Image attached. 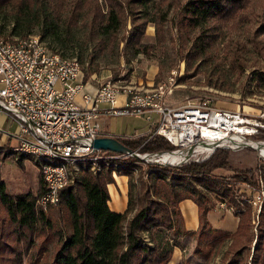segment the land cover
Masks as SVG:
<instances>
[{
  "label": "trees",
  "instance_id": "16d2710c",
  "mask_svg": "<svg viewBox=\"0 0 264 264\" xmlns=\"http://www.w3.org/2000/svg\"><path fill=\"white\" fill-rule=\"evenodd\" d=\"M14 1L36 14L42 11L49 23L59 21L68 28L83 24L87 27V37L103 47L108 46L109 41H118L124 43L122 50L133 47L137 53H147L152 47L142 43L148 22L154 23L156 37L161 41L164 22L170 11H175L176 27L184 43L198 31L191 38L193 42L188 50L191 61L204 57L207 48L219 41L225 27L233 29L241 18L248 17L251 6L258 8L264 17V0H187L184 3L167 0L166 7L153 5L155 0H0V11ZM128 22L130 28H127ZM122 29L124 33L119 38ZM263 35L264 19L247 43L251 44L249 51L256 52L264 62V40L256 38ZM241 47L234 46L232 56L236 61L240 57L237 53L243 50ZM241 70L243 72L244 66ZM252 75L251 82L264 86V69ZM150 130L138 139H118L130 149L145 154L173 149L166 138ZM4 148H7L5 157L14 153L9 147ZM228 155L227 150L217 149L204 161L178 167L122 155L100 159L95 170L91 169L92 160L87 159L79 163L74 183L63 188L57 204L47 209L36 206L38 196L45 189L40 175L35 194H8L0 178V264H23L22 253L32 250L36 234L49 240L46 231H53L58 242L49 264H168L174 248H182L176 238L184 235L196 239L193 255L206 263L230 241L220 257V264H264V202L258 212L248 202L253 194L250 188L258 187L260 180L264 184V166L238 171L227 178L215 176L216 170L229 166ZM135 171L138 178L134 180ZM114 174L128 177V205L123 213L111 211L107 204L110 200L108 184L115 183ZM241 183H247L250 188L241 190ZM208 193H213L216 200L224 202L238 217L234 232L211 226L206 213L214 204ZM184 199H191L199 208L200 225L196 231L184 227L179 208ZM52 207L68 214L71 229L68 235L63 236L53 229L47 214ZM168 231L172 237L168 236ZM180 264H190V260L186 258Z\"/></svg>",
  "mask_w": 264,
  "mask_h": 264
},
{
  "label": "rangeland",
  "instance_id": "374dc122",
  "mask_svg": "<svg viewBox=\"0 0 264 264\" xmlns=\"http://www.w3.org/2000/svg\"><path fill=\"white\" fill-rule=\"evenodd\" d=\"M102 1L99 0V2ZM186 1L176 0L180 3ZM166 2L167 0H155L153 5L158 3L161 7H166ZM105 10L106 7L103 6V11L105 12ZM42 13L40 11V15L36 14L14 1L0 11V35L8 39L27 34L41 36L51 48L62 52L65 56L79 59L85 82L92 75H97L104 77L103 83L111 81L118 86H127L134 90H146L155 88L160 83L167 81L169 77L174 76V91L166 94L164 98L169 105L178 106L186 102L187 98L195 99L206 96L212 100L216 107L239 110L253 120H260L264 125V86L251 82L252 74L264 69V62L256 52L249 51L251 44L247 43L249 38L253 36L256 27L264 19L258 8L251 6L249 16L241 18L235 28L228 30L225 27L227 29H223L219 41L207 48L204 57L194 61L188 58V50L193 42L191 38L198 31L192 33V37L187 38V43H184L185 39H181L180 32L176 27L178 18L175 11H170L168 20L164 22L161 41H158L159 38L156 37L154 23L148 22L142 39V43L152 46L147 53H145L146 51L137 53L133 47H127V50L124 51L122 50L124 43L118 41H109V45L103 47L96 40L87 37V27L83 24L68 28L59 21L51 20L52 23H49ZM38 15L42 17L39 18ZM130 25L128 22L127 28H130ZM122 33H124L123 29L119 38ZM256 38L257 40H264V35ZM235 44H239L243 48V50L237 51V55L240 56L237 61L232 56ZM56 87L59 88L60 85L58 84ZM103 107L108 108L109 104H101L100 108ZM151 116L153 119L156 118L154 113H151ZM100 121L103 122L102 125L105 121L110 133L119 137L138 139L151 131V120H148V113L106 115L105 119L100 118ZM16 128V125H12L10 130L14 132ZM253 135L256 136L251 135L247 138L255 142H264V137H262L264 136V128ZM18 145L10 146L9 143L0 141V178L5 182L8 194L19 195L28 192L35 194L40 183L39 172L31 157L15 149ZM4 147H9L14 153L5 157L7 148ZM225 150L229 154L227 157L229 166L227 169L216 170L215 176L227 178L238 171L264 166V157L260 156L254 146L247 144L240 149ZM135 151L142 157L145 155L138 150ZM149 158L151 157L145 158V162ZM147 162L152 163L150 160ZM138 165L143 166V169L145 168L143 163ZM115 175L117 174H114V177ZM136 178H138V171L134 173L133 179ZM239 186L241 190L248 188L247 183H241ZM208 195L211 203L214 204V210L226 212L221 218L219 212L213 211L211 216L215 223H218L222 229H229L228 227L234 226L236 221L232 215V209L221 207L213 193H208ZM47 214L53 229L60 231L63 236L70 233L68 214L64 210L52 207L47 210ZM167 234L172 237L170 231ZM45 236L49 240H46L43 235H35L32 250L22 253L23 264H49L51 262L58 246L57 237H53V231H46ZM176 240L186 250L185 255L190 260V264H220L221 261L217 257L206 263L204 259H199L193 255L196 246L194 237L184 235L177 237ZM252 251L253 248H251V253ZM220 252L223 251L220 250Z\"/></svg>",
  "mask_w": 264,
  "mask_h": 264
},
{
  "label": "built area",
  "instance_id": "2783aa9c",
  "mask_svg": "<svg viewBox=\"0 0 264 264\" xmlns=\"http://www.w3.org/2000/svg\"><path fill=\"white\" fill-rule=\"evenodd\" d=\"M174 82L172 76L155 88L134 90L108 81L94 93L85 92L84 73L76 57L57 53L37 34L10 39L0 35V113L18 124L19 145L15 149L31 157L44 183L36 206L47 209L57 204L60 191L77 178L80 162L92 160L91 169L95 170L100 159L123 155L94 148L102 131L100 113H148L153 134L166 138L173 149L146 153L144 159L176 166L204 161L217 149L247 146V136L264 128L260 120L239 110L218 108L206 96L169 105L164 98L174 91ZM121 92L126 101L117 106ZM78 94L91 105L77 104ZM101 103L109 107L101 109ZM151 113L156 114L155 119ZM172 154L181 161L163 159ZM250 189L253 194L248 202L258 212L264 202V184L260 180L258 187ZM220 206L230 208L224 202Z\"/></svg>",
  "mask_w": 264,
  "mask_h": 264
},
{
  "label": "crops",
  "instance_id": "0c3cea01",
  "mask_svg": "<svg viewBox=\"0 0 264 264\" xmlns=\"http://www.w3.org/2000/svg\"><path fill=\"white\" fill-rule=\"evenodd\" d=\"M103 79L104 77L102 76L99 77L97 75H92V77L86 81L84 91L91 92V93L96 92V90L103 83L102 82ZM126 97H127L126 94L121 92L117 97L116 105L123 106L125 104ZM75 100H76V103L79 104L80 106H90L91 105V104L86 105L84 103L82 94H78ZM104 108L105 107L101 109H104ZM106 115H110V114L100 113V118L104 120ZM12 125L17 126L14 132L10 130V127ZM0 134H1L0 141L2 143H9L10 146H15L19 144L18 135H17L18 134V124H16L13 120H11V118L4 112L0 113ZM101 136H113L116 138L119 137L117 135H113L112 133H110L108 129V124L105 121H104V124L102 125ZM126 138H129V137H126ZM107 190L109 191V195H110V200L107 203L109 205L110 210L116 213H123L127 209V205H128V177L126 175H115V183L108 184ZM179 208L181 211V215L183 217L184 227L186 228V230L196 231L200 225V213H199V208L197 204L191 199H187V200L184 199L179 203ZM213 211L219 212L221 215V218H223L224 214L226 213V212L218 211L216 209L214 210V208H212L208 213H206L207 219L213 228L216 227V229H220L226 232H234L236 230L237 224H238V217H236L232 213L236 221L234 223V226L228 227L229 229H222L221 227L218 226V223H215V221L213 220L214 218L211 216ZM229 242L230 241H227L221 247L220 250L224 252L226 248L228 247ZM185 251L186 250L184 248L175 247L173 250L172 257L170 261L168 262V264H180L184 259H186ZM223 252H219V254L216 255V257L220 259ZM216 257H214V259Z\"/></svg>",
  "mask_w": 264,
  "mask_h": 264
},
{
  "label": "water",
  "instance_id": "95a60500",
  "mask_svg": "<svg viewBox=\"0 0 264 264\" xmlns=\"http://www.w3.org/2000/svg\"><path fill=\"white\" fill-rule=\"evenodd\" d=\"M93 146L96 150H106L123 155H131L144 159L139 153L124 145L118 138L113 136H99L94 140ZM253 147V146H252Z\"/></svg>",
  "mask_w": 264,
  "mask_h": 264
},
{
  "label": "bare ground",
  "instance_id": "6f19581e",
  "mask_svg": "<svg viewBox=\"0 0 264 264\" xmlns=\"http://www.w3.org/2000/svg\"><path fill=\"white\" fill-rule=\"evenodd\" d=\"M247 144L251 145V146H254L257 148L259 154L261 157H264V143L262 142H255V141H252V140H248L247 141ZM173 157L169 158V156H164L163 159L165 160H169L171 159L172 162H179L181 161V158L179 156H176L174 154H172Z\"/></svg>",
  "mask_w": 264,
  "mask_h": 264
}]
</instances>
